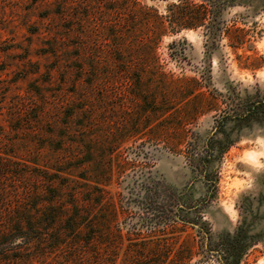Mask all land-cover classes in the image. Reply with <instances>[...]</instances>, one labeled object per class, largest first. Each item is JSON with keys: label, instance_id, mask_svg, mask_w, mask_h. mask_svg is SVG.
I'll use <instances>...</instances> for the list:
<instances>
[{"label": "rangeland", "instance_id": "1", "mask_svg": "<svg viewBox=\"0 0 264 264\" xmlns=\"http://www.w3.org/2000/svg\"><path fill=\"white\" fill-rule=\"evenodd\" d=\"M177 1L0 0V225L48 188L45 179L63 182L58 170L79 151L86 162L72 173L103 209L106 241L75 263L169 264L195 242L185 264H219L197 248V229L172 216L192 219L209 194L196 169L206 163L218 173L204 205L210 245L243 228L256 242L240 264H264V0L224 9L226 25L256 31L254 47L237 50L226 37L208 46L202 28L151 40L152 17ZM190 79L198 89L186 98L179 87ZM232 103L253 112L223 119ZM188 141L200 147L192 162ZM181 142L182 151L172 146ZM213 142L232 145L208 159ZM186 203L193 210L181 212ZM49 247L5 245L2 264H63L74 254Z\"/></svg>", "mask_w": 264, "mask_h": 264}, {"label": "trees", "instance_id": "2", "mask_svg": "<svg viewBox=\"0 0 264 264\" xmlns=\"http://www.w3.org/2000/svg\"><path fill=\"white\" fill-rule=\"evenodd\" d=\"M248 0H178L170 5L168 14L159 15L156 13L152 17L150 28V38L154 41L158 40L162 35L166 33H178L185 29L197 30L202 28L206 37L207 45H215L220 42L222 38L228 39V45L237 50L239 48L252 49L254 46L249 44L255 37L253 30L247 29L245 26L237 25L234 22L232 25H226L223 21L222 13L228 6L247 4ZM118 34L115 35L117 37ZM251 56V55H250ZM240 59L242 55H239ZM191 82L190 86L181 85L179 88L182 90L186 98L191 97L198 89V83L194 79L186 80ZM183 83V82H182ZM184 84V83H183ZM191 90V91H190ZM198 96L204 95L202 92L197 93ZM205 103L213 107V101L208 96H204ZM239 102V101H238ZM234 103V102H233ZM232 105L230 113H223V119L230 118H245L248 117L252 108H239V103ZM228 114V115H227ZM223 121V120H222ZM223 123L218 125V129L221 131ZM216 130L215 133H218ZM215 137L212 136V139ZM183 142L172 144L175 149H179ZM220 143L213 142L205 145V154L208 159H211L215 154L222 153L232 145V143H226L222 148ZM220 147V148H219ZM198 143H192L188 141L185 146L186 154L190 156V161H194L199 155ZM182 151V149H179ZM75 151L73 153L74 158H78L79 161L70 167H67V163L63 169L58 170L61 176H64L63 182L58 181L54 177L52 180H44L48 183V188L41 195H33L29 197L28 207L23 211H20L17 218L10 219L4 224L0 225V251L5 248V245L21 244L25 243L32 248L38 245L50 244L51 252H61L63 247H70L74 252L70 260H66L67 263H75L74 259L81 258L86 255V249L93 247H99L101 253V245L105 243V217L102 216L103 209L101 206L92 208L89 204L90 197L88 196L87 188L85 185H81L83 182L78 181L79 175L73 174L72 169L77 170L81 168L86 161H83L82 153ZM205 156V155H204ZM209 161V160H208ZM199 169L197 172L202 181L207 184L209 194L199 201L195 207L194 217L190 219L188 215H172L173 218L178 216L184 225H191L196 228L198 233L201 234L202 241L197 243V248L204 251V255L209 257L210 255H216L219 258V264H240L242 257L246 254L249 246L255 244L256 239L254 237H248L243 228L238 231L232 237H221L217 244L210 245L211 228L204 221V205L209 203L212 199V195L217 191V179L218 173L212 171L209 165L204 163L197 164ZM59 178V177H58ZM85 180L88 178L82 176ZM56 186L53 187L54 183ZM97 182L99 186L100 182ZM212 195L210 196V193ZM97 204L103 199V190L96 192ZM43 196V197H41ZM101 205V204H100ZM189 204L182 205L181 212L185 210H193ZM172 211V210H171ZM117 209L114 208L113 219L116 220ZM37 215V217L34 216ZM105 240V241H104ZM70 244V245H68ZM199 245V246H198ZM214 247L215 249H213ZM24 250V249H22ZM195 242L188 247V256L177 254L175 256L168 255L169 264H185L186 261L193 258L196 253ZM99 251L93 250L89 253ZM102 254V253H101ZM221 254V255H219ZM181 256V258H180ZM23 260V259H22ZM3 257L0 253V264H2ZM77 264V263H75ZM96 264H100L97 262Z\"/></svg>", "mask_w": 264, "mask_h": 264}]
</instances>
